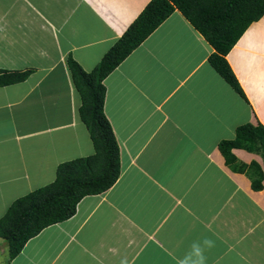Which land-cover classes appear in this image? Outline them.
I'll return each mask as SVG.
<instances>
[{
	"label": "crops",
	"instance_id": "obj_1",
	"mask_svg": "<svg viewBox=\"0 0 264 264\" xmlns=\"http://www.w3.org/2000/svg\"><path fill=\"white\" fill-rule=\"evenodd\" d=\"M151 1L0 0V71H31L0 87V219L61 164L94 155L68 59L94 71ZM214 53L177 10L111 73L118 181L13 260L0 239V264H264V182L254 191L219 151L238 127L264 126V16L225 58L242 93ZM234 153L264 170L261 156Z\"/></svg>",
	"mask_w": 264,
	"mask_h": 264
},
{
	"label": "trees",
	"instance_id": "obj_2",
	"mask_svg": "<svg viewBox=\"0 0 264 264\" xmlns=\"http://www.w3.org/2000/svg\"><path fill=\"white\" fill-rule=\"evenodd\" d=\"M177 10L215 50L209 61L217 73L242 93L225 58L250 25L264 16V0H152L94 71L87 73L70 57L68 68L82 101L79 115L90 133L95 153L61 164L53 183L10 206L0 219V239L8 245L12 260L44 229L74 217L85 197L101 195L118 181L120 147L105 113L104 82ZM30 75L31 71H0V87L22 83ZM235 150L259 155L264 160V126H240L233 139L219 144L226 166L235 173L248 175L254 191L263 190V168L255 161L244 164Z\"/></svg>",
	"mask_w": 264,
	"mask_h": 264
},
{
	"label": "rangeland",
	"instance_id": "obj_3",
	"mask_svg": "<svg viewBox=\"0 0 264 264\" xmlns=\"http://www.w3.org/2000/svg\"><path fill=\"white\" fill-rule=\"evenodd\" d=\"M175 36H176V34H174V36H172V38H174ZM5 131H6V132H9L8 127H6V126H5ZM11 143H13V142H11ZM10 163H11V160H10ZM15 167H16V166H13V168H15ZM5 177H6V175H4L3 178H1L2 181H5V180H4ZM3 184H4V183H3ZM17 185H18L17 188H16L17 191H16V189H15V190H14V193H16V194H21L22 191H24V187H25V186H23V183H19V184L17 183ZM5 186H6V183H5ZM15 191H16V192H15ZM28 195H29V194H28ZM26 196H27V195H26ZM24 197H25V196H24ZM22 198H23V197H22ZM19 199H20V198H19Z\"/></svg>",
	"mask_w": 264,
	"mask_h": 264
},
{
	"label": "bare ground",
	"instance_id": "obj_4",
	"mask_svg": "<svg viewBox=\"0 0 264 264\" xmlns=\"http://www.w3.org/2000/svg\"><path fill=\"white\" fill-rule=\"evenodd\" d=\"M185 16V15H184ZM195 16V15H194Z\"/></svg>",
	"mask_w": 264,
	"mask_h": 264
}]
</instances>
